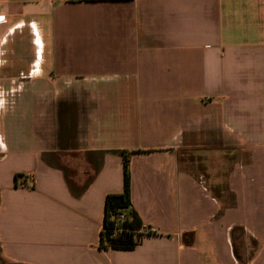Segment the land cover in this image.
I'll list each match as a JSON object with an SVG mask.
<instances>
[{"label":"crops","instance_id":"obj_1","mask_svg":"<svg viewBox=\"0 0 264 264\" xmlns=\"http://www.w3.org/2000/svg\"><path fill=\"white\" fill-rule=\"evenodd\" d=\"M0 88L11 263L264 264V0H0ZM125 153L153 233L102 249Z\"/></svg>","mask_w":264,"mask_h":264},{"label":"trees","instance_id":"obj_2","mask_svg":"<svg viewBox=\"0 0 264 264\" xmlns=\"http://www.w3.org/2000/svg\"><path fill=\"white\" fill-rule=\"evenodd\" d=\"M134 151L131 154H135ZM146 153L145 151H142ZM124 191L110 194L106 198L105 218L100 237V248L111 250H133L145 234L140 216L132 208L130 195V157L124 154ZM123 215V218L121 216Z\"/></svg>","mask_w":264,"mask_h":264},{"label":"rangeland","instance_id":"obj_3","mask_svg":"<svg viewBox=\"0 0 264 264\" xmlns=\"http://www.w3.org/2000/svg\"><path fill=\"white\" fill-rule=\"evenodd\" d=\"M1 98H2V89L0 88V100H1ZM0 106H1V104H0ZM196 172H197L198 175L203 176L205 181H208L210 177L215 176L214 174H216V177L221 176V182L213 183L211 185L207 182L206 184L209 186V188L211 189V191L214 194L218 195V194H221L223 192L224 193L226 192L225 175L227 174V172H225V170H223V169H221V170L215 169L214 172H210L209 171L210 173H208L207 172V168L203 167L202 164H200V166H197ZM0 264H13L10 261H8L5 258V256L3 255L1 243H0Z\"/></svg>","mask_w":264,"mask_h":264},{"label":"built area","instance_id":"obj_4","mask_svg":"<svg viewBox=\"0 0 264 264\" xmlns=\"http://www.w3.org/2000/svg\"><path fill=\"white\" fill-rule=\"evenodd\" d=\"M121 218H123V215L121 216ZM143 231H145V232H146V231H148V230H147V229H144Z\"/></svg>","mask_w":264,"mask_h":264}]
</instances>
